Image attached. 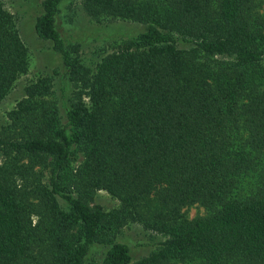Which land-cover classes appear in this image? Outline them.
I'll list each match as a JSON object with an SVG mask.
<instances>
[{"label": "trees", "instance_id": "16d2710c", "mask_svg": "<svg viewBox=\"0 0 264 264\" xmlns=\"http://www.w3.org/2000/svg\"><path fill=\"white\" fill-rule=\"evenodd\" d=\"M36 1L60 94L31 82L0 128V264H88L95 250L101 264H264V1ZM73 1L143 27L73 25L70 43ZM87 36L118 41L93 68ZM28 68L0 0V102ZM192 206L206 214L187 219ZM130 224L164 238L134 263L118 239Z\"/></svg>", "mask_w": 264, "mask_h": 264}, {"label": "rangeland", "instance_id": "374dc122", "mask_svg": "<svg viewBox=\"0 0 264 264\" xmlns=\"http://www.w3.org/2000/svg\"><path fill=\"white\" fill-rule=\"evenodd\" d=\"M1 1L6 11L14 17L18 33L27 48L29 68L27 73L17 80L5 99L0 102V128L6 124L7 113L14 109L16 104L24 98L25 87L28 84L38 79H45L49 81L51 85L52 97L57 98L60 94L59 88L61 83V69H59L60 62L56 57L57 55H54L50 51L49 43L40 40L34 31V22L39 11L37 7L38 2L36 0ZM262 10L264 12V3ZM63 14L64 15L60 18V23L63 24L62 31L67 37L68 42L72 40V38H75L70 28L73 25L89 27L93 32V34H91L93 37H96L99 33L105 36L110 31L115 30H122L125 32L140 31L143 27L136 23L107 18L99 21L90 19L85 15L80 3L77 1L67 4L65 13ZM111 35L112 34H109L107 36L113 37ZM77 40L81 43V48L78 52L82 61L92 68L97 65L103 57L112 53L115 49L116 42H118L115 39L110 41H104V38L92 39L91 36H87L84 40ZM70 43H72V41H70ZM95 204L99 205L105 211L113 210L119 205L117 200L103 191L96 192ZM183 212L185 217L189 220L206 214L204 209L199 206L185 208ZM118 239L130 247L133 263L154 252L158 244L164 241L161 235L147 231L135 224H130L122 228L118 235ZM102 257V251L95 250L88 264H101Z\"/></svg>", "mask_w": 264, "mask_h": 264}]
</instances>
